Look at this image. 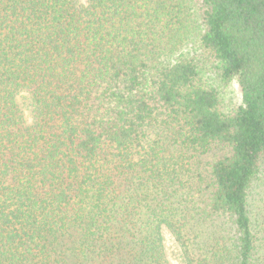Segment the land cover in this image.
I'll use <instances>...</instances> for the list:
<instances>
[{
  "label": "trees",
  "instance_id": "1",
  "mask_svg": "<svg viewBox=\"0 0 264 264\" xmlns=\"http://www.w3.org/2000/svg\"><path fill=\"white\" fill-rule=\"evenodd\" d=\"M261 188L264 0H0V264H264Z\"/></svg>",
  "mask_w": 264,
  "mask_h": 264
},
{
  "label": "rangeland",
  "instance_id": "2",
  "mask_svg": "<svg viewBox=\"0 0 264 264\" xmlns=\"http://www.w3.org/2000/svg\"><path fill=\"white\" fill-rule=\"evenodd\" d=\"M227 101L231 104H238L240 103V90L238 87V84L236 81H234L231 85V87L227 91ZM20 105L22 110L26 115L29 114V103L28 99L26 97H23L20 99ZM256 206H257V211L260 212L259 214V221L261 225L264 227V188H261L257 191L256 194ZM170 240L168 241V245H170Z\"/></svg>",
  "mask_w": 264,
  "mask_h": 264
}]
</instances>
